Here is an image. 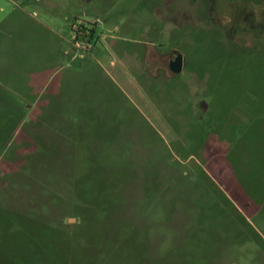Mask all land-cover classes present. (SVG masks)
Segmentation results:
<instances>
[{
	"label": "rangeland",
	"instance_id": "rangeland-1",
	"mask_svg": "<svg viewBox=\"0 0 264 264\" xmlns=\"http://www.w3.org/2000/svg\"><path fill=\"white\" fill-rule=\"evenodd\" d=\"M224 2L0 0V264H264V2Z\"/></svg>",
	"mask_w": 264,
	"mask_h": 264
},
{
	"label": "flooded vegetation",
	"instance_id": "flooded-vegetation-1",
	"mask_svg": "<svg viewBox=\"0 0 264 264\" xmlns=\"http://www.w3.org/2000/svg\"><path fill=\"white\" fill-rule=\"evenodd\" d=\"M215 1L216 0H212V10H214V8H215ZM245 2V0H225V2H224V5H223V7H224V9L225 8H233V9H236V10H238V7H236V8H234L233 6H232V4H237V2ZM251 1V0H250ZM255 4H257V7L259 8V7H261L262 5H263V2H264V0H252ZM207 2L210 4V2H211V0H207ZM246 4L244 5V7L245 8H249L250 7V4H249V2L247 3V2H245ZM253 7V6H252ZM211 10V11H212ZM227 15V14H226ZM253 15V14H252ZM230 19H233V17H231ZM253 19H254V15H253ZM256 19H258L259 20V18L258 17H255V21H256ZM259 21H261V20H259ZM251 24H252V27H255L256 28V26H254V21L252 20V22H251ZM221 28V30L227 35V33L225 32V30L222 28V26L220 27ZM242 28V26L241 25H239L238 24V19H237V21H236V23L234 24V30H235V37L239 34V33H241L242 32V30H243V28ZM260 34V33H259ZM228 36V35H227ZM175 55H177V54H171V57H170V62H169V68L173 71V64H172V62H173V57L175 56ZM163 71V70H162ZM177 74H179V73H177Z\"/></svg>",
	"mask_w": 264,
	"mask_h": 264
},
{
	"label": "water",
	"instance_id": "water-1",
	"mask_svg": "<svg viewBox=\"0 0 264 264\" xmlns=\"http://www.w3.org/2000/svg\"><path fill=\"white\" fill-rule=\"evenodd\" d=\"M173 71H175L176 73H180L182 71L183 68V59L182 56L177 54L173 57Z\"/></svg>",
	"mask_w": 264,
	"mask_h": 264
}]
</instances>
